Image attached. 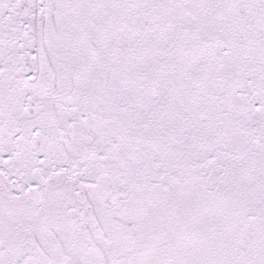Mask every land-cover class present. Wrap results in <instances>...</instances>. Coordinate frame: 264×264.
I'll return each mask as SVG.
<instances>
[{
    "label": "snow or ice",
    "instance_id": "6c2138e0",
    "mask_svg": "<svg viewBox=\"0 0 264 264\" xmlns=\"http://www.w3.org/2000/svg\"><path fill=\"white\" fill-rule=\"evenodd\" d=\"M0 264H264V0H0Z\"/></svg>",
    "mask_w": 264,
    "mask_h": 264
}]
</instances>
